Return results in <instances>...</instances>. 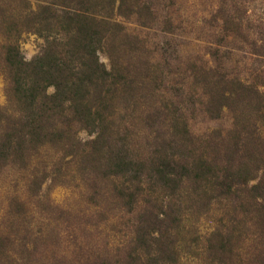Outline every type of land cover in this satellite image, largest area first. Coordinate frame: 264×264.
Masks as SVG:
<instances>
[{"label":"rangeland","instance_id":"1","mask_svg":"<svg viewBox=\"0 0 264 264\" xmlns=\"http://www.w3.org/2000/svg\"><path fill=\"white\" fill-rule=\"evenodd\" d=\"M262 31L264 0H0V264H219L221 231L233 264L261 255L264 126L198 74L251 80ZM87 45L113 84L87 69L42 136L10 126V54L72 69Z\"/></svg>","mask_w":264,"mask_h":264},{"label":"trees","instance_id":"2","mask_svg":"<svg viewBox=\"0 0 264 264\" xmlns=\"http://www.w3.org/2000/svg\"><path fill=\"white\" fill-rule=\"evenodd\" d=\"M45 9H47V7H43V10ZM76 16H78V14ZM237 18L238 17L235 16V14H229L224 21L231 25H235L234 27H236V30L242 27L240 20H237ZM240 18L241 17H239V19ZM67 20L71 21L75 20V18L70 16L67 17ZM235 32H239V30H236ZM251 43L253 45V53L264 61V31H262L260 36ZM86 47L85 53L80 54L79 56L80 59L85 58L86 61H80L79 58H76L81 64L76 67V64H74L72 69L68 66L67 60L59 58L55 54H49L48 52L38 56L37 59L31 61V63L26 64L23 62V57L19 55V51L17 49L15 54H10L9 58L14 56L17 57V55L18 57L20 56L18 60H15L12 68L11 101L14 106V111L9 118H6L11 121L9 122V124H11L10 126L15 127L18 124L25 125L29 128L30 126H33L35 127L36 132L42 136L43 130H48V128H44V125L41 123H49L48 127H54L55 123L53 121L55 117H52L53 111L60 107L64 109L61 105H65V103H67L70 99L68 96L71 94V91L72 93L75 92L76 87L79 84L84 83L86 79L90 81L87 74L85 75L83 72L87 69L91 77L96 76V78L99 79L101 87L106 88L105 85L109 83L110 85L113 84L110 79L115 78V72L113 71V73H111L107 71L103 64L99 63L91 45H87ZM26 66L35 68L37 75L38 72L42 74L40 75L41 78L38 77L34 83H31L33 82V79L26 76ZM66 68H68L69 74L65 73ZM198 76L201 77L202 81H205L204 85L214 86V89L210 92V101L215 111L221 110L225 105H230L228 103L229 101L232 103H235V101L240 103L245 102L247 107L250 106V109L253 107L252 105L254 103L253 110L256 111L258 119L261 120L262 125L264 126V91L260 89V87H264V65H261L255 74H253L251 80L247 82L239 78L214 80L216 75L213 74V68L211 67L209 70L203 69V72L198 74ZM50 86H54L55 88V91L52 94H48L47 92V89ZM74 95H76V92ZM76 99H79L78 101H80L81 97ZM55 103L57 104L56 106ZM83 114L85 119L89 117L91 118V108H84ZM245 119L246 121H250L249 116ZM37 121H39L38 124ZM255 128L256 126L254 123V131ZM46 135L47 133L44 137ZM20 136L21 134L18 138ZM24 138H26L25 135L22 136L23 140H25ZM220 186L227 187L228 185L224 182L220 183ZM260 224L261 233L259 236L260 240L257 245L258 250L261 249L262 254L256 255L248 264H264V222ZM229 236V234L221 231L217 232L213 241L208 240L210 243L209 248L218 257V262L216 261V263L233 264L231 260L232 245L229 242Z\"/></svg>","mask_w":264,"mask_h":264}]
</instances>
